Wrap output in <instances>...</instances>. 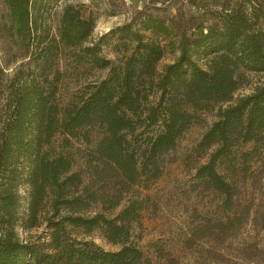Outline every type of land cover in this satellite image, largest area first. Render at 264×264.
Returning a JSON list of instances; mask_svg holds the SVG:
<instances>
[{
	"label": "trees",
	"instance_id": "16d2710c",
	"mask_svg": "<svg viewBox=\"0 0 264 264\" xmlns=\"http://www.w3.org/2000/svg\"><path fill=\"white\" fill-rule=\"evenodd\" d=\"M39 1L2 0L6 35L26 51L30 72L13 74L0 122V264H155L130 238L147 198L138 188L146 191L161 177L166 156L198 114L215 110L183 163L194 172L193 190L217 198L222 216L205 218L186 246L224 243L248 223L264 232V82L233 102L245 73L264 74L258 8L249 3L226 12L219 27L185 33L176 43L158 18L117 27L110 33L121 55L114 65L100 55L104 39L88 43L94 20L72 6L64 8L56 36L38 35ZM166 48L178 57L159 72ZM66 60L108 75L61 104ZM41 226L46 242L19 239L18 228ZM93 233L119 249L104 251L78 237ZM238 251L246 262L264 264L256 244Z\"/></svg>",
	"mask_w": 264,
	"mask_h": 264
},
{
	"label": "rangeland",
	"instance_id": "374dc122",
	"mask_svg": "<svg viewBox=\"0 0 264 264\" xmlns=\"http://www.w3.org/2000/svg\"><path fill=\"white\" fill-rule=\"evenodd\" d=\"M249 3L258 8L260 22L263 24L264 0H40L37 5L38 35L56 36L64 8L72 6L84 18L91 17L94 20L95 27L88 43L104 39L103 42H106L103 43L100 55L115 65L120 61L121 55L113 52L112 44L116 41V35L110 33L117 27L130 23L137 25L147 16L158 18L171 27L176 43L185 33H196L209 26L219 27L224 13L242 10ZM5 15L6 11L0 0V122L5 116L4 97L10 79L19 69H22V78L30 72L25 67L26 51L17 49L6 35ZM259 26L255 25L253 28L257 30ZM177 57L175 48H166L157 70L162 71L165 65L173 63ZM199 64L202 65V61ZM62 66L66 67V73L59 84L58 98L61 104L66 103L86 82L104 79L108 75V70L88 71V66L75 67L67 60ZM245 77L247 83L234 94L233 102L249 95L256 86L264 82L262 73H245ZM215 115L216 110L198 114V123L183 136L176 151L166 156L161 177L150 184L146 191L138 188L141 196L147 198L139 222L132 226L130 238L155 264H256L242 260L238 250L245 244H256L264 250V232L251 223L224 243L203 239L195 242L192 248L186 246L187 240L192 237V231L203 224L205 218L216 220L222 216L217 207V198L193 190L194 172L187 171L183 163L189 150L215 121ZM60 140L61 138L56 140L54 148L59 147ZM76 159H79L78 154ZM21 202L24 209L25 193H21ZM17 234L21 241L30 244L44 243L48 235L44 226L29 232L18 228ZM78 237L80 240L93 242L104 251L115 252L119 249V246L107 244L97 233ZM155 250H162L164 259H157Z\"/></svg>",
	"mask_w": 264,
	"mask_h": 264
}]
</instances>
